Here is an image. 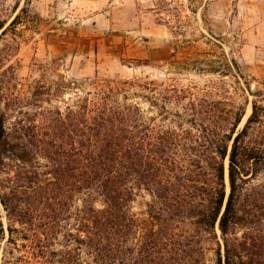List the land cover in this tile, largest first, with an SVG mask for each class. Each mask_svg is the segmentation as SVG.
<instances>
[{"label":"trees","instance_id":"16d2710c","mask_svg":"<svg viewBox=\"0 0 264 264\" xmlns=\"http://www.w3.org/2000/svg\"><path fill=\"white\" fill-rule=\"evenodd\" d=\"M93 85L63 111L19 109L8 127L20 100L3 97L0 84L8 242L20 236L41 264H206L211 244L217 264H264V181L243 185L264 170V148L243 145L261 108L252 105L236 134V122L227 132L216 125L212 105L161 107L157 120L128 96L146 88L138 80ZM140 192L150 197L144 219L131 213Z\"/></svg>","mask_w":264,"mask_h":264},{"label":"rangeland","instance_id":"374dc122","mask_svg":"<svg viewBox=\"0 0 264 264\" xmlns=\"http://www.w3.org/2000/svg\"><path fill=\"white\" fill-rule=\"evenodd\" d=\"M0 24L8 27L0 31L1 94L20 100L7 112L8 127L19 109L63 111L96 81L138 80L146 88L128 96L157 120L161 107L184 114L199 102L214 106L223 131L236 122L237 134L255 103L260 121L243 145L264 148V0H0ZM224 168L227 195V156ZM263 181L264 170L243 185ZM149 201L145 192L135 198L136 219L146 218ZM0 221V264L3 256L7 264H41L20 236L8 242L2 209ZM215 250L211 244L206 264H217Z\"/></svg>","mask_w":264,"mask_h":264}]
</instances>
